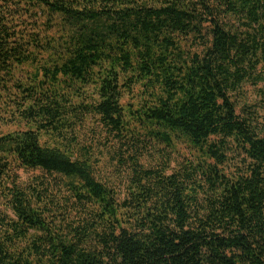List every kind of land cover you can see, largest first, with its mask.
<instances>
[{
  "label": "trees",
  "instance_id": "1",
  "mask_svg": "<svg viewBox=\"0 0 264 264\" xmlns=\"http://www.w3.org/2000/svg\"><path fill=\"white\" fill-rule=\"evenodd\" d=\"M247 88L264 0H0V264H264Z\"/></svg>",
  "mask_w": 264,
  "mask_h": 264
},
{
  "label": "rangeland",
  "instance_id": "2",
  "mask_svg": "<svg viewBox=\"0 0 264 264\" xmlns=\"http://www.w3.org/2000/svg\"><path fill=\"white\" fill-rule=\"evenodd\" d=\"M247 89L249 90L250 101L252 103L256 102L261 107V105L264 104V102L262 101V97H260L258 95V92H256L254 89H252V88H247ZM15 128L16 127L14 125L6 126V125H3L0 123V134L8 132V131H13V130H15ZM108 142H110V150H108V149L106 150L105 161L103 162L101 167L97 168V175H98V178L101 179L103 182L111 183V182H116V181H114L115 179H113V177H114L113 174H114L115 170L113 169V164L110 163V160H111L112 156H114V154H115L114 151L117 150L119 145L115 141H108ZM180 150L182 152L181 154H187L183 145L180 146ZM142 162L145 165L150 166V165L154 164L155 161L150 156H148V157L143 158ZM177 162H178V160L174 161L172 163V166L176 167ZM232 168L233 167H230V169H232ZM19 173H20V176H21V179L23 182L27 181V179L34 174V172H32V171H26L23 169H21L19 171Z\"/></svg>",
  "mask_w": 264,
  "mask_h": 264
}]
</instances>
